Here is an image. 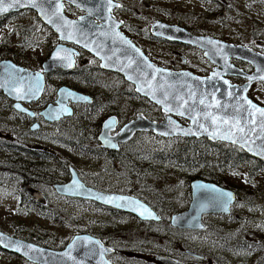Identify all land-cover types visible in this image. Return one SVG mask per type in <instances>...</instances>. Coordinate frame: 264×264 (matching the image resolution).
Listing matches in <instances>:
<instances>
[{
  "label": "rangeland",
  "instance_id": "374dc122",
  "mask_svg": "<svg viewBox=\"0 0 264 264\" xmlns=\"http://www.w3.org/2000/svg\"><path fill=\"white\" fill-rule=\"evenodd\" d=\"M115 1L120 3L113 13L116 19L122 21L121 30L141 47L152 61L162 66H177L198 75H207L213 64L197 48L166 44L152 38L149 28L156 19L180 24L192 32L221 39H233L229 33L236 24L232 23L230 27L223 28L216 18L219 13L216 8L218 5L213 1ZM228 1H233L236 8L242 7L241 0ZM65 13L75 18L83 12L75 6L66 4ZM56 43V34L33 10L26 9L0 17V59L9 58L28 68L41 70V62ZM75 47L80 52L75 70L67 73L56 70L46 74L45 95L55 97L53 89L67 85L104 99L95 100L93 106H76L75 114L63 122L66 131L61 133L62 138L71 140L75 136L73 133L84 138L95 130L98 133L101 122L111 111H117L122 121L134 117L137 111H141L149 118L158 120L163 118L164 112L157 105L138 95L132 84L119 74L102 70L97 58L86 50ZM179 52L188 58L186 64L182 63L177 54ZM86 77L91 82H86ZM248 97L264 106V83L257 84ZM9 101L2 92L0 110L4 116L0 124L6 139L12 136L14 131L11 128L18 123L14 109L7 107ZM178 119L184 124L188 123L184 119ZM49 131L48 127H45L43 131L37 133L45 134ZM30 139L45 143L36 136ZM89 141L90 139L83 140V146L87 147ZM177 146L189 148V156L192 158L190 162L178 164L167 159ZM126 152L123 162L131 167L130 172L125 166L114 168L111 163L92 156L91 152L80 150L68 143L60 149V153L81 171L86 181L118 190H130L160 208L164 220L160 224L162 230L159 243L153 245L143 243L141 246L145 252L140 254V261L124 259L123 264H157L152 259L149 249L154 252L175 253L181 261L188 262L189 257L185 254V248L204 254L208 258L206 264H259L258 256L263 251L257 244L262 242L264 245V163L249 175L251 161L222 164L221 146H206L194 138L162 137L153 132L139 133L129 143ZM204 171L210 172L213 176H220L225 185L232 186L231 189L237 193L236 201L231 205V212L204 215L203 221L206 224L204 230L173 231L169 224L170 216L187 209L190 202V182L187 181L200 176ZM66 208L69 213L78 216L80 219L78 226L84 229L92 227L90 217L95 214L90 204H69ZM107 218L111 220V217ZM127 221L129 224L134 223L132 218H128ZM0 229L22 236L40 235L52 244V248L58 249L62 241L69 240L76 232V224L63 225L38 217L34 213L18 212L9 194L1 191ZM123 241L121 239L117 242ZM170 248L174 250H169ZM128 255L134 260L138 258L132 254ZM0 264L34 263L0 249Z\"/></svg>",
  "mask_w": 264,
  "mask_h": 264
},
{
  "label": "water",
  "instance_id": "95a60500",
  "mask_svg": "<svg viewBox=\"0 0 264 264\" xmlns=\"http://www.w3.org/2000/svg\"><path fill=\"white\" fill-rule=\"evenodd\" d=\"M66 4L83 13L75 18L69 17L65 13ZM118 5L114 0H35V6H31L29 0H20L15 7L0 14L2 17L26 9L33 10L57 37V43L41 62V70L28 68L9 58L0 60V90L14 101V108L30 112L23 103L28 104L41 97L46 74L56 70L73 71L80 54L77 46L97 58L102 70L122 76L133 85L138 95L165 113L161 121L150 120L139 113L113 136L109 131L117 122L115 117H109L102 123L99 135L102 146L116 147V142L129 139L136 131H152L162 137H204L236 145L264 162V112L260 111L264 106L247 96L250 83L264 80V57L245 47L209 35H196L180 25L155 20L151 24L153 36L202 50L214 68L203 76L187 69L173 70L157 65L121 30L122 22L112 13ZM230 56L250 62L255 70L250 74L244 73L230 62ZM228 75L244 76L248 82L245 85L234 84ZM21 95L25 98L21 99ZM92 102L91 95L61 85L55 102L46 105L40 114L47 121H56L72 116L73 105ZM178 118L188 123L184 124ZM106 123L110 126L105 127ZM189 186L187 209L171 216L170 224L174 227L204 230V215L229 214L237 198L231 188L203 178L191 179ZM56 187L64 194L122 209L141 219L160 220L156 212L138 197L99 191L85 185L75 171L67 183ZM0 247L36 264H112L105 258L112 249L88 234L75 235L64 248L52 249L0 230ZM158 258L164 264H181L167 256Z\"/></svg>",
  "mask_w": 264,
  "mask_h": 264
},
{
  "label": "flooded vegetation",
  "instance_id": "af4514ba",
  "mask_svg": "<svg viewBox=\"0 0 264 264\" xmlns=\"http://www.w3.org/2000/svg\"><path fill=\"white\" fill-rule=\"evenodd\" d=\"M200 1L202 2L213 1L217 3L218 6L216 8L218 9L219 13L216 16V18L218 22L224 26L223 28L230 27V24L232 23L236 24V26H234L232 28V31L229 33L230 36L233 37V39H228V38L221 39L215 36L212 37L218 38L224 42L233 44L235 46L245 47L250 51L258 53L260 56L264 57V0H241L242 7H238V8L234 6L233 1H228V0H200ZM118 4L119 5L115 8H118L120 6L119 2ZM170 24H176V23H170ZM149 29H150V36L162 43L172 44V45H184L193 48V46L184 43L169 41L162 37H155L151 33V25ZM187 30L196 35H208L196 31L192 32L189 29ZM177 54H179V57L183 64H186L188 62V58L184 54L180 52ZM229 60L236 67H238V69H241L246 74H250L255 70L254 65H252L250 62L242 58L230 56ZM167 68L173 70L186 69V68H178L177 66L175 67L172 66ZM213 68H214V64L212 70ZM211 71H209V73ZM228 79L230 82L238 85H245L248 82V79L241 75L238 76L228 75ZM260 83H264V80H257L250 83L247 87V96L248 94H251L254 87ZM46 85L47 83L45 76V87L41 97L38 100L28 104L23 103V105L27 107L30 110V112H21L16 110L14 108V101L11 99H9L10 101L7 102V107L14 109L15 114L17 115L18 123H16L11 128L12 131H14L12 132L13 133L12 136L9 137V139L11 138V141H9V139H6V135H3L2 124H0V192L3 191L6 192L7 195L9 194L11 200L17 206L18 212L34 213L38 217L45 218L50 220L51 222L60 223L63 225L75 223L76 232L73 235H71L69 240L62 241L60 243V248L58 249L64 248L65 245L72 239L73 236L78 234H88L92 237L98 238L104 245L112 249V251L105 254V258L110 263L123 264L124 259L125 260L129 259L132 262L140 261V254L145 252V250L141 245L143 243L152 244V245L158 244L159 243L158 240L161 238L160 233L162 227L160 226V224L163 222L164 217L161 214L160 208L142 199L141 197H139V195L133 193L130 190H118L115 188H110L107 186L105 187L99 184H94L86 181L82 177L81 171L77 169L73 163L68 162L65 155H62L60 153V149L68 143L71 146H74L80 150H86L87 152H91L92 156L103 159L107 163H111L114 166V168L116 166H125L127 171L130 172L131 167L126 166L125 165L126 163L123 162L124 161L123 159H125V156L127 154L126 149L129 143L139 133L152 132V131H136L129 139L122 142H116L115 144L116 147H106V146H102V142L99 139V135L102 132V123L109 117L116 118L117 123L115 128L109 131V135L113 136L118 132V130L121 128L123 124L135 118L139 113L145 117L147 116L144 115V113H142L141 111H137L134 117H131L126 120L123 119L124 121H122L117 111H111L105 116V118L101 122L99 128L100 130L98 133H96L95 130L93 131L92 134H88V136L85 138L79 136L78 134L73 133L72 135L75 136L71 140H66L62 138L61 133H65L66 131L63 122H65V119H67L68 117H63L59 120L50 122L45 120L44 117L40 114V112L44 109L46 105H48L49 103H54L57 98V92L59 87L57 88L55 87L53 89L56 94L55 97H47L45 95ZM0 95H2L1 90H0ZM89 95H91L93 101L97 99L100 100L104 99V97L101 96H99V98H96L92 94ZM92 104L93 102L91 104L73 105L74 108L73 115L75 114L76 106L79 105L92 106ZM3 116L4 113L0 110V123L2 122ZM147 118L155 121H161L163 119L162 118L158 120L149 117ZM45 127H48V129L50 130L49 133H45V134L37 133L43 131ZM33 136H36V138L43 140L46 144L45 143L41 144L39 141L30 139ZM86 139L88 140L90 139L87 147L83 146L82 144L83 140L85 141ZM72 171L76 172L78 178L85 185L93 187L99 191L106 193H120V194L132 195L138 197L141 201L146 203L152 210L156 212V214L160 217V220L141 219L137 215L128 211H124L122 209L108 206L94 200L83 199L77 196L67 195L62 192H59L56 186L67 183L71 179ZM69 204L70 205L90 204L93 207L94 209L93 212L95 214L93 217H90L91 220L90 222L92 223V227H87L84 229L81 228V226H78L80 219L77 218L78 216L68 212L66 207ZM107 216L111 217V220L107 218ZM128 218H132L134 223L129 224V222L127 221ZM170 219H169V224H170ZM172 227H173V231H193V232L195 231L191 229L178 228L174 226ZM205 228H206V224H205ZM0 230L5 232L2 229ZM5 233L18 239H23L44 247L52 248V244L48 240L43 239L42 236L40 235L22 236L18 233H8V232ZM121 239L122 241L124 240L123 242H121L122 244L117 242L118 240ZM0 249L5 252L21 257L20 255L10 251H6L1 247ZM52 249H56V248H52ZM169 250H174V249L170 248ZM149 251L152 254V259L155 260L157 264H164L158 258L159 256H167L177 262H180L181 264H206L205 261L208 259L204 254H201L200 252L194 251L189 248H185V254L189 257L188 262L181 261L178 254L175 253L173 254L171 252L168 253L154 252L153 250L151 251V249H149ZM128 254H132L133 257H138V258L134 260Z\"/></svg>",
  "mask_w": 264,
  "mask_h": 264
},
{
  "label": "trees",
  "instance_id": "16d2710c",
  "mask_svg": "<svg viewBox=\"0 0 264 264\" xmlns=\"http://www.w3.org/2000/svg\"><path fill=\"white\" fill-rule=\"evenodd\" d=\"M91 72H93V70H91ZM86 82H91V80L88 79V77H86ZM94 103H95V101H93L92 106L94 105ZM194 139H195V141L199 140L200 142H202L206 146H209V145L221 146L222 152H221L220 158H221V161L223 162L222 164H226L227 162H229L230 164L231 163L233 164V163H246L248 161H251L252 163L248 169L249 175H251L253 173L255 168L261 166L262 163H264V162H261L255 158L251 157L247 152H245L244 150H242L240 147H238L236 145L228 146L226 143H222V142H218V141H210L204 137L194 138ZM188 151H189V148L187 146H177L173 150V152L167 156V159L172 160L178 164L190 162L192 160V158L189 156L190 152H188ZM200 177H202L206 180H210V181H213L215 183H218L222 186L233 188L230 185H225V182L223 181V179L220 176H213L210 172H206V171L201 172V175L196 176L195 178H200ZM187 182L189 183L190 181H187ZM251 193H252V191H251ZM257 247L258 248L262 247V251H263L258 256L259 257L258 262H259V264H264V245L262 242H259L257 244Z\"/></svg>",
  "mask_w": 264,
  "mask_h": 264
},
{
  "label": "snow or ice",
  "instance_id": "6c2138e0",
  "mask_svg": "<svg viewBox=\"0 0 264 264\" xmlns=\"http://www.w3.org/2000/svg\"><path fill=\"white\" fill-rule=\"evenodd\" d=\"M19 2H20V0H14V2H8V0H0V14L7 12L9 9L15 7L17 4H19ZM29 2L31 4V6H35V0H29ZM125 42L128 43L127 41H125ZM137 51H139V50L137 49ZM69 66H71V65H69ZM149 67H151V65H149ZM157 71H160V70H157ZM37 75H39V74H37ZM209 79H211V78H209ZM20 98L24 99L25 96L21 95ZM201 103H203V100H201ZM17 108H19V105H17ZM260 111L264 112V110H260ZM181 115H183V113H181ZM194 123H195V121H194ZM109 126H110V124L106 123L105 127H109ZM225 138H227V137H225ZM17 250H19V249H17Z\"/></svg>",
  "mask_w": 264,
  "mask_h": 264
}]
</instances>
